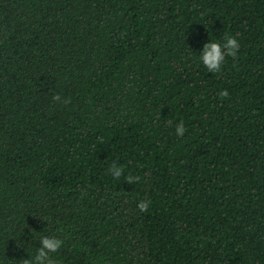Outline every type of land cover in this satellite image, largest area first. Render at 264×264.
<instances>
[{"label":"trees","instance_id":"trees-1","mask_svg":"<svg viewBox=\"0 0 264 264\" xmlns=\"http://www.w3.org/2000/svg\"><path fill=\"white\" fill-rule=\"evenodd\" d=\"M43 236L54 264H264V0H0V264Z\"/></svg>","mask_w":264,"mask_h":264},{"label":"clouds","instance_id":"clouds-1","mask_svg":"<svg viewBox=\"0 0 264 264\" xmlns=\"http://www.w3.org/2000/svg\"><path fill=\"white\" fill-rule=\"evenodd\" d=\"M222 48L225 49L226 52H222ZM239 48L240 44L238 43L237 39L232 37L231 35H227L226 43L224 44H221L220 42L216 41H211L210 43L205 44L204 54L200 56V60L208 69V71L219 72L222 63L225 60V57L232 56L233 58H235ZM219 95L221 96V98L227 97L228 92L227 90H224L220 92ZM53 99L59 101L60 96L56 95L53 97ZM168 123L171 124V121H168ZM185 131L186 129L184 127V124L183 122H181L176 127V134L178 136H183ZM109 171L116 178H119L123 174V169L114 164L111 166ZM127 180L129 183H131L133 181H138L139 177L128 176ZM149 204L150 201H141L137 205V207L141 211H147ZM40 243L42 247L36 250L35 256L30 257V259L23 260V264H34V261L36 262V264H45V261H48V264H54L49 254L57 252L62 245V241L54 236H43L40 238Z\"/></svg>","mask_w":264,"mask_h":264}]
</instances>
